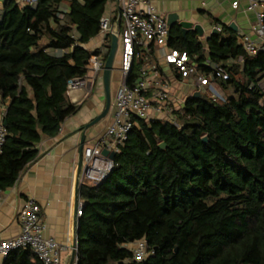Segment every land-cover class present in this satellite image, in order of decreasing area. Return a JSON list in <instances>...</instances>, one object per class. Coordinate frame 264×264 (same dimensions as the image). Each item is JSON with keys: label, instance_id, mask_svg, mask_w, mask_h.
Masks as SVG:
<instances>
[{"label": "trees", "instance_id": "16d2710c", "mask_svg": "<svg viewBox=\"0 0 264 264\" xmlns=\"http://www.w3.org/2000/svg\"><path fill=\"white\" fill-rule=\"evenodd\" d=\"M109 2L0 0L7 130L0 194L39 158L43 139L58 136L82 109L69 83L85 79L91 58L100 55L85 46L100 35ZM239 36L223 25L203 43L198 31L170 28L169 47L188 54L199 73L211 74L207 61L227 69V80L214 79L224 97L198 88L167 117L134 118L109 178L81 186L77 264H264V50L248 55ZM145 64L171 82L155 51L137 48L130 85ZM140 240L153 252L142 262L127 247ZM3 264L43 262L22 249Z\"/></svg>", "mask_w": 264, "mask_h": 264}, {"label": "built area", "instance_id": "2783aa9c", "mask_svg": "<svg viewBox=\"0 0 264 264\" xmlns=\"http://www.w3.org/2000/svg\"><path fill=\"white\" fill-rule=\"evenodd\" d=\"M239 4V1H235L233 7L238 9ZM247 10L255 15V22L248 32L239 36V41L248 55L255 56L264 50V0H247ZM100 36L118 38L117 55L122 80L114 97L115 116L107 129L106 138L96 145L84 147L81 186L88 184L97 187L109 178L115 167L110 155L117 154L126 142L135 117L149 120L154 118L153 114L155 117L168 115L169 84L162 81L161 72L154 66L145 64L140 70L141 78L133 85L129 84L137 48H142L148 53L155 51L160 65L174 68L183 80L194 77L197 87L200 90L207 88L214 99L222 97L214 79L229 78L226 68L210 61H207L206 65L212 69L211 74L208 76L199 73L197 64L188 54L169 47L170 26L155 7L153 0H124L119 16L107 14L101 19ZM242 61L240 59L237 63L241 64ZM105 62L103 55L93 56L89 65L90 77L71 81L69 92L87 90L90 93L97 78L103 74ZM6 137L4 113H1L0 153ZM105 151L108 155H104ZM84 209L85 203L80 202L76 213L78 220L82 217ZM19 219L21 234L0 242V257L5 259L14 251L29 249L43 264H61V253L66 247L59 245L53 238L45 237L46 225L40 217L38 203L34 200L28 201L19 212ZM76 229L78 230V225ZM127 247L135 261H145L153 254L145 240L129 244ZM73 248L76 252L73 264H77L79 247Z\"/></svg>", "mask_w": 264, "mask_h": 264}, {"label": "crops", "instance_id": "0c3cea01", "mask_svg": "<svg viewBox=\"0 0 264 264\" xmlns=\"http://www.w3.org/2000/svg\"><path fill=\"white\" fill-rule=\"evenodd\" d=\"M123 1L110 0L107 14L119 16ZM235 1L240 3L238 9L233 7ZM153 2L167 22L171 18L176 23L174 25L176 28L183 22L201 26L203 43H206L214 31L221 33L223 25L241 35L248 32L255 22V15L247 10V0H153ZM110 44H106L105 38L99 35L85 47L91 51L100 49V54L106 57ZM160 66L171 77V82L168 83L170 102L167 108V113L170 114L173 110L182 108L185 102L184 95L174 92L171 86L175 81L185 80H178L172 73L173 68L163 64ZM117 70L121 74L120 67ZM88 77L89 74L86 78ZM119 87L120 85H117L116 89L112 88L113 100L109 116L87 131L85 146L96 145L106 138L107 129L114 121V97ZM93 88L96 90L95 93ZM93 88L90 93L87 90L69 93L73 103L83 104L80 112L64 123L58 136L43 139L38 146L39 158L22 172L13 187L1 192L0 242L21 234L19 212L28 201L34 200L40 206V217L46 225L45 237L53 238L59 245L66 247L61 253V264H71L73 247H79V240L75 243L78 236L75 225L77 208L80 202H84L80 197L78 205L76 203L79 149L85 126L100 115L106 105L102 75L97 78ZM4 112L5 107L0 105V113ZM153 116L155 117L154 114ZM3 263L4 258L0 257V264Z\"/></svg>", "mask_w": 264, "mask_h": 264}, {"label": "water", "instance_id": "95a60500", "mask_svg": "<svg viewBox=\"0 0 264 264\" xmlns=\"http://www.w3.org/2000/svg\"><path fill=\"white\" fill-rule=\"evenodd\" d=\"M168 24H169L170 28H172L176 23L173 22L171 18H169ZM180 26L183 28L184 34H186L189 30L194 28L193 30L198 31L200 36L203 35V29L201 28V26H193L192 23H188V22H183L180 24ZM232 28H233V26H232ZM215 33H217V32L214 31L213 34H215ZM217 34H220V33H217ZM118 46H119L118 38L113 36L111 39L108 57H107V60L105 62V66H104L103 74H102L104 90H105V97H106L105 108L100 115H98L92 122H90L89 124H87L85 126L83 134H82L81 144H80V149H79V165H78L77 185H76V203H77V205H78V203L80 201V197H81L80 190H81V175H82V168H83V151H84V147H85L87 131H89L91 128L95 127L96 125H98L102 121H104L109 116L111 108H112V100H113V98H112V75H113V72L115 71L114 64H115V60L117 57ZM196 96H199L198 93L196 94ZM204 141L207 142V139L205 138ZM160 147L163 149L166 148L165 144H161ZM104 155H108L107 151L104 152ZM115 155H116L115 153H112L110 155L112 160L115 159ZM78 223H79V220L76 219V222H75L76 227H77ZM76 231H77V229H76ZM75 243H78V236L76 238ZM75 256H76V252L74 251L71 264L74 263Z\"/></svg>", "mask_w": 264, "mask_h": 264}, {"label": "rangeland", "instance_id": "374dc122", "mask_svg": "<svg viewBox=\"0 0 264 264\" xmlns=\"http://www.w3.org/2000/svg\"><path fill=\"white\" fill-rule=\"evenodd\" d=\"M114 67H115V71L113 72V76H112V88H113V90L116 89L117 85L121 84V80H122L121 74L117 70L120 67L118 55L116 57ZM171 89H173L174 92L182 93L186 97V96L190 95V93L197 91L198 87H197V84L194 80V77H192V78L185 80V81H175L172 84ZM218 91H219V89H218ZM95 92H96V90H95V88H93V93H95ZM232 93L233 92L230 90V91H228L227 94L230 95ZM113 97H114V93H113ZM223 97H224V94L222 95L221 98H223Z\"/></svg>", "mask_w": 264, "mask_h": 264}]
</instances>
